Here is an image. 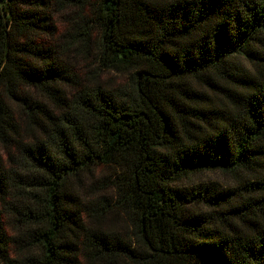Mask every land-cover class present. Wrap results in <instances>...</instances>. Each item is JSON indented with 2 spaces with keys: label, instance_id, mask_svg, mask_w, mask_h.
Masks as SVG:
<instances>
[{
  "label": "trees",
  "instance_id": "1",
  "mask_svg": "<svg viewBox=\"0 0 264 264\" xmlns=\"http://www.w3.org/2000/svg\"><path fill=\"white\" fill-rule=\"evenodd\" d=\"M0 264H264V0H0Z\"/></svg>",
  "mask_w": 264,
  "mask_h": 264
},
{
  "label": "rangeland",
  "instance_id": "2",
  "mask_svg": "<svg viewBox=\"0 0 264 264\" xmlns=\"http://www.w3.org/2000/svg\"><path fill=\"white\" fill-rule=\"evenodd\" d=\"M200 179H214L226 184L231 182L230 179L228 177H225L219 170L206 171L205 173L200 175Z\"/></svg>",
  "mask_w": 264,
  "mask_h": 264
}]
</instances>
